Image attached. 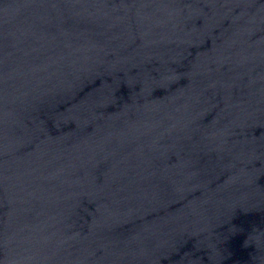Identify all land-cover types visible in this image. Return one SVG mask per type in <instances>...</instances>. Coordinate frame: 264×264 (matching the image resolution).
Listing matches in <instances>:
<instances>
[{
    "label": "water",
    "instance_id": "95a60500",
    "mask_svg": "<svg viewBox=\"0 0 264 264\" xmlns=\"http://www.w3.org/2000/svg\"><path fill=\"white\" fill-rule=\"evenodd\" d=\"M0 264H264V0H0Z\"/></svg>",
    "mask_w": 264,
    "mask_h": 264
}]
</instances>
